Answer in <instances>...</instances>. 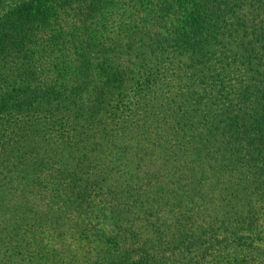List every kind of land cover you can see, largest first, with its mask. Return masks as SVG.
Wrapping results in <instances>:
<instances>
[{
    "label": "trees",
    "instance_id": "1",
    "mask_svg": "<svg viewBox=\"0 0 264 264\" xmlns=\"http://www.w3.org/2000/svg\"><path fill=\"white\" fill-rule=\"evenodd\" d=\"M0 264H264V0H0Z\"/></svg>",
    "mask_w": 264,
    "mask_h": 264
},
{
    "label": "rangeland",
    "instance_id": "2",
    "mask_svg": "<svg viewBox=\"0 0 264 264\" xmlns=\"http://www.w3.org/2000/svg\"><path fill=\"white\" fill-rule=\"evenodd\" d=\"M2 5V3L0 4V6Z\"/></svg>",
    "mask_w": 264,
    "mask_h": 264
}]
</instances>
